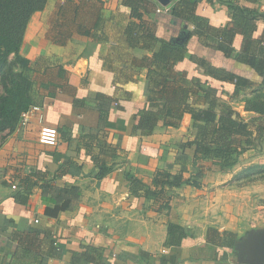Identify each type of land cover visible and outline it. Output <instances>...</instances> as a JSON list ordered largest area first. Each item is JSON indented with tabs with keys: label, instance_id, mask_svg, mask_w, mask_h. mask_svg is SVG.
<instances>
[{
	"label": "crops",
	"instance_id": "crops-1",
	"mask_svg": "<svg viewBox=\"0 0 264 264\" xmlns=\"http://www.w3.org/2000/svg\"><path fill=\"white\" fill-rule=\"evenodd\" d=\"M123 1L48 0L28 23L21 55L39 61L32 80L41 111L0 142V264H248L235 245L264 230V180L235 179L264 165V137L227 172L205 164L200 189L183 185L149 200L130 193L127 174L149 187L158 171L189 178L192 156L183 159L179 146L195 131L187 113L177 128L160 121L152 135L134 130L149 106L148 61L159 46L130 44L129 24L139 21ZM149 1L155 8L143 20L160 40L174 43L193 30L169 13L173 3ZM230 1L243 9L242 19L211 0H202L196 15L216 30H235L231 55L189 35L170 72L199 80L248 122L257 115L245 111L246 102L263 95L264 85L240 61L264 59V0ZM211 70L254 86L232 98L235 84L209 77ZM42 126L57 129L56 146L38 142ZM57 206L66 210L46 213ZM170 224L185 230L179 246L166 245Z\"/></svg>",
	"mask_w": 264,
	"mask_h": 264
},
{
	"label": "trees",
	"instance_id": "trees-1",
	"mask_svg": "<svg viewBox=\"0 0 264 264\" xmlns=\"http://www.w3.org/2000/svg\"><path fill=\"white\" fill-rule=\"evenodd\" d=\"M202 0H175L169 13L176 19L193 25L190 37L205 40L206 47L230 56L234 29L216 30L208 22L196 15L198 4ZM223 3L242 19L243 9L238 8L230 0H211ZM257 2L258 0H247ZM48 0H0V133H12L18 126L20 115L35 106L36 92L32 80L39 61L31 62L21 55V46L25 31L31 17L41 12ZM123 5L130 9L132 21L129 24L127 36L131 45L141 44L147 49L159 46L148 61V80L150 100L149 106L143 109L134 126L143 136L152 135L160 121L167 128H177L182 116H191V128L195 131L192 140L179 146L183 159L186 152L192 156V173L187 179L182 173L171 174L168 171H158L152 179V187L145 185L134 176L127 174L130 193L135 197L145 199H162L165 190L190 186L194 189L202 187L205 164L216 167L221 172H227L236 166L240 156L255 147V141L264 137V94H255L247 100L245 111L256 114L248 122L229 104H221L214 93L202 87L197 79L187 80L183 72H170L175 64L185 55V47L177 43L160 40L145 25L143 17L155 8L149 0H124ZM151 8V9H150ZM256 14V13H255ZM256 14V17H260ZM245 19V18H244ZM246 22V19H245ZM260 57H264V49ZM253 69L262 78L259 86L264 85V59L251 57L240 61ZM209 77L217 80L231 81L235 84L232 98L254 86L250 80L224 73L220 77L212 70L207 72ZM201 92V93H200ZM262 95V96H260ZM206 103L207 108L199 107ZM255 133V135H254ZM3 136L2 140L4 139ZM106 169L100 176H104ZM246 181L264 180V166L254 165L239 173L235 180ZM164 207H168L166 204ZM66 206L56 209H46L48 215L57 216L65 211ZM187 237L180 226L168 225L166 245L179 246ZM235 237L228 238V247L233 246Z\"/></svg>",
	"mask_w": 264,
	"mask_h": 264
},
{
	"label": "water",
	"instance_id": "water-1",
	"mask_svg": "<svg viewBox=\"0 0 264 264\" xmlns=\"http://www.w3.org/2000/svg\"><path fill=\"white\" fill-rule=\"evenodd\" d=\"M160 6H170L175 0H154ZM185 32L174 40V43L182 45L189 33ZM236 251L248 264H264V230L249 232L240 242L235 245Z\"/></svg>",
	"mask_w": 264,
	"mask_h": 264
},
{
	"label": "built area",
	"instance_id": "built-area-1",
	"mask_svg": "<svg viewBox=\"0 0 264 264\" xmlns=\"http://www.w3.org/2000/svg\"><path fill=\"white\" fill-rule=\"evenodd\" d=\"M192 26H188V29ZM41 109L38 106H31L28 110L24 111L20 115L18 123L19 127H25L30 122L32 117L40 113ZM59 140V133L57 129L48 126H42L38 134V142L44 146L54 147L57 145Z\"/></svg>",
	"mask_w": 264,
	"mask_h": 264
},
{
	"label": "rangeland",
	"instance_id": "rangeland-1",
	"mask_svg": "<svg viewBox=\"0 0 264 264\" xmlns=\"http://www.w3.org/2000/svg\"><path fill=\"white\" fill-rule=\"evenodd\" d=\"M0 89H1V87H0ZM4 135H5L4 132L0 133V142H2V138H3ZM253 166H254V165H253ZM255 166H256V164H255ZM260 166H264V165H260ZM202 180H203V179H202Z\"/></svg>",
	"mask_w": 264,
	"mask_h": 264
}]
</instances>
